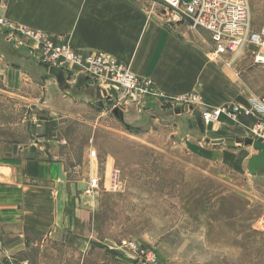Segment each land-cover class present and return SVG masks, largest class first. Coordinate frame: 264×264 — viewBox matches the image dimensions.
Wrapping results in <instances>:
<instances>
[{
    "label": "crops",
    "instance_id": "1",
    "mask_svg": "<svg viewBox=\"0 0 264 264\" xmlns=\"http://www.w3.org/2000/svg\"><path fill=\"white\" fill-rule=\"evenodd\" d=\"M162 6L158 0H0V264H31L29 254L62 243L73 245L81 264L98 209L97 198L85 194L100 165L94 138L106 124L127 135L171 124L170 134H179L191 152L247 172L257 150L202 145L196 133L246 137L256 114L235 120L222 114L208 131L201 119L197 124L194 116L161 107L152 96L116 108L117 91L77 67L62 68L60 85L37 60L35 43L16 31L43 32L82 54L109 53L167 96L198 91L207 108L250 107L264 98V63L254 58L264 49L249 46L211 59L209 32L203 29L209 43L203 42L187 21L165 20ZM251 178L264 186V173Z\"/></svg>",
    "mask_w": 264,
    "mask_h": 264
},
{
    "label": "rangeland",
    "instance_id": "2",
    "mask_svg": "<svg viewBox=\"0 0 264 264\" xmlns=\"http://www.w3.org/2000/svg\"><path fill=\"white\" fill-rule=\"evenodd\" d=\"M158 2L164 7L165 20H185ZM248 3L252 28L258 29L264 24V0ZM197 30L203 42L209 43L206 32ZM209 57L216 59L210 53ZM72 67L77 66L69 64L64 69ZM154 98L161 107L172 108L168 99ZM110 109L108 104L109 117ZM169 118L175 122V117ZM109 125L113 127V123L106 124L107 130L101 129L94 138L100 165L90 177L96 179L95 187L90 192L86 188L85 194L97 198L98 209L81 264H264V186L251 183L248 170L241 173L191 152L179 134H170L171 124L141 135L134 129L127 135L123 128L122 134ZM249 134L246 137L256 139ZM196 136L205 145L206 138L235 134L223 136L217 131ZM251 150L255 149L251 146ZM114 170H119L117 187L110 182ZM49 246L29 254L30 263H80L81 254L72 244Z\"/></svg>",
    "mask_w": 264,
    "mask_h": 264
},
{
    "label": "built area",
    "instance_id": "3",
    "mask_svg": "<svg viewBox=\"0 0 264 264\" xmlns=\"http://www.w3.org/2000/svg\"><path fill=\"white\" fill-rule=\"evenodd\" d=\"M169 7L176 18L185 19L191 26L209 32L213 44L210 55L218 58L222 54L235 55L249 46L264 49V27L253 29L248 0H160ZM20 35L35 43L36 58L46 66L60 69L72 64L92 77V81L114 88L118 96L115 106L124 101H136L147 96L161 97L172 103V108L193 107L200 111L204 125L214 124L220 115L235 120L241 114H256L257 120L251 126L253 138L264 143V98L253 99L250 107L236 104L206 108L199 92L191 91L176 96H167L157 90L149 77L137 76L129 66L118 62L111 54L91 50L84 54L74 50L61 39L53 40L43 32L21 28ZM16 32V33H17ZM255 60L264 63V55L257 52ZM121 102V103H120ZM205 107V108H204ZM119 170H114L110 182L118 186ZM92 178L87 186L90 192L96 185ZM136 251L135 249H133ZM141 253H144L141 251ZM26 264V263H24Z\"/></svg>",
    "mask_w": 264,
    "mask_h": 264
},
{
    "label": "water",
    "instance_id": "4",
    "mask_svg": "<svg viewBox=\"0 0 264 264\" xmlns=\"http://www.w3.org/2000/svg\"><path fill=\"white\" fill-rule=\"evenodd\" d=\"M48 72L53 74L60 85L65 83L64 75L62 69L55 67V66H47ZM177 112H181V108H176ZM184 112H191L194 116L197 124H200V112L193 108L184 106L182 108ZM114 113L117 114V109L114 110ZM213 128L212 123H208L206 125V130L210 131ZM206 142L211 144H221L224 142L228 143H235L244 146H252L255 150H257L256 154H253L249 157L247 161V170L250 174H258L264 173V143L258 139H252L249 137H226V138H218V139H205Z\"/></svg>",
    "mask_w": 264,
    "mask_h": 264
},
{
    "label": "bare ground",
    "instance_id": "5",
    "mask_svg": "<svg viewBox=\"0 0 264 264\" xmlns=\"http://www.w3.org/2000/svg\"><path fill=\"white\" fill-rule=\"evenodd\" d=\"M77 68H79L78 66H77ZM80 69V68H79ZM198 110V109H197ZM199 111V110H198ZM200 112V111H199ZM207 125V124H206Z\"/></svg>",
    "mask_w": 264,
    "mask_h": 264
}]
</instances>
